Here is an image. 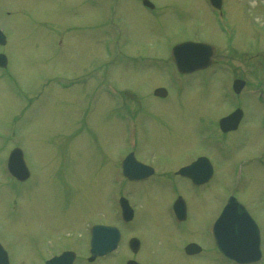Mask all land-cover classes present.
<instances>
[{"label": "rangeland", "instance_id": "1", "mask_svg": "<svg viewBox=\"0 0 264 264\" xmlns=\"http://www.w3.org/2000/svg\"><path fill=\"white\" fill-rule=\"evenodd\" d=\"M147 1L156 9L144 0H0L6 36L0 53L25 94L19 97L0 72V132L19 139L31 173L26 183H8L1 163L11 145L2 150L0 144V242L12 264H44L66 247L80 251L77 264H124L132 235L143 241L136 254L142 264H224L207 231L235 184L230 177L235 161L262 152L257 99L264 90V0H223L228 33L208 0ZM112 23L120 28H115L118 54L108 52ZM186 42L218 46L216 65L173 87L169 45ZM98 76L105 80L96 90ZM232 77L247 82L241 93L245 117L238 131L224 136L217 125L234 107L225 86ZM108 83L118 96L106 93ZM160 86L169 87L167 99L153 96ZM117 104L144 118L136 125L137 154L161 178L130 186L136 217L122 228V249L89 262L88 222L117 223L108 181L134 126L118 118ZM206 151L216 173L207 186L194 188L173 175ZM262 167L253 161L242 170L246 180L238 197L259 211L264 236ZM174 193L186 200L181 225L170 213ZM68 234L74 238L65 241ZM193 240L204 247L195 258L184 254V244Z\"/></svg>", "mask_w": 264, "mask_h": 264}, {"label": "water", "instance_id": "2", "mask_svg": "<svg viewBox=\"0 0 264 264\" xmlns=\"http://www.w3.org/2000/svg\"><path fill=\"white\" fill-rule=\"evenodd\" d=\"M186 46H191V45H182V46H178V47H186ZM201 65H204L206 66V64L202 63L200 64ZM162 94V92L160 90H158L157 94ZM235 119V118H234ZM234 119H231L230 122ZM227 121L228 119L226 120H223L222 123H223V126H225L227 124ZM233 122V121H232ZM235 123L237 124V121H235ZM106 231L109 232L110 234L109 235H106ZM116 233L111 230V229H106L105 231H101L99 235H96L92 240H93V246L94 248L97 247V248H100L104 251H106V247H107V243H108V238H113L115 237ZM220 237L222 238V235H220ZM93 259V257H92ZM49 264V263H48ZM56 264H59V262H56ZM62 264H72V260L71 259H67L65 263H62Z\"/></svg>", "mask_w": 264, "mask_h": 264}]
</instances>
